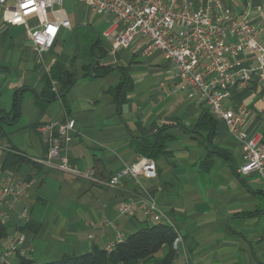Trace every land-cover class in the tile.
<instances>
[{
    "label": "crops",
    "instance_id": "0c3cea01",
    "mask_svg": "<svg viewBox=\"0 0 264 264\" xmlns=\"http://www.w3.org/2000/svg\"><path fill=\"white\" fill-rule=\"evenodd\" d=\"M227 1L263 30L264 0ZM63 3L53 5L62 23L55 46L45 53L55 51L68 32L74 31L80 39L78 29L86 28L89 33L81 35L85 59L80 61L79 51L73 55L69 49L46 61L45 53L39 56L34 51L25 26L8 25L0 18V108L12 119L15 93L19 91L21 96L20 115L3 124L8 136L0 141V184L11 173L2 172L8 152L21 153L32 162L47 156L48 144L40 129L55 120L76 121L69 144L70 160L81 169H95V160L100 159L102 177L117 174L143 156L141 143L154 140L159 128L168 125L166 133L171 138L155 159L158 175L141 177V183L183 238L174 264H264V185L258 172H239L243 148L230 136L225 122L180 89L181 80L161 51L143 55L144 38L136 48L115 46L117 31L104 34L114 23V14H105L112 16L95 27L91 15L97 13L85 1L76 0L73 21ZM50 16L54 18L52 13ZM259 41L264 45L263 35ZM97 42L100 45H95ZM239 57L248 66L258 64L253 55ZM53 66L74 72L76 81L66 95L60 94L42 107L37 102L44 88L42 78ZM98 66L115 70L103 74ZM125 74L129 82L116 96L111 89ZM254 80L235 90L225 105H246L250 114L245 127L262 134L264 140V83L257 75ZM59 89L55 83L54 90ZM207 111L212 115L204 117ZM203 117L204 125L200 126ZM43 166H21L20 173L34 182L26 200L30 218L21 220L18 211L14 212L4 224L8 235L3 240L8 243L2 246L1 240L0 248L9 245L10 236L24 232L34 247L31 264H46L57 260L50 259L53 252L58 255L68 250L63 257L76 254L70 251L104 248L119 234L128 236L121 227L135 232L143 227L142 221L151 223L140 215L119 214L120 203L141 192L134 179L124 178L120 185L108 187ZM9 264L24 263L17 254Z\"/></svg>",
    "mask_w": 264,
    "mask_h": 264
},
{
    "label": "built area",
    "instance_id": "2783aa9c",
    "mask_svg": "<svg viewBox=\"0 0 264 264\" xmlns=\"http://www.w3.org/2000/svg\"><path fill=\"white\" fill-rule=\"evenodd\" d=\"M63 0H0V18L8 25L25 26L33 42L34 51L41 56L52 49L58 39L61 17L53 11V5ZM91 9L101 14H114L115 21L105 35L117 31L115 46L129 47L139 37L144 38L143 55L161 51L181 80L180 89L190 98L204 103L211 113L222 119L230 136L243 148V175L254 171L264 185V141L259 132L249 130L245 122L250 114L244 104L225 105L234 91L248 87L257 75L264 83V45L262 27L248 16H241L227 0H83ZM54 15L51 18L50 14ZM240 54L255 56L258 64L251 67L240 59ZM76 121L55 120L41 127L48 144L47 156L35 159L54 170L69 172L73 177L90 180L98 185L116 187L124 178L134 179L141 187L136 197L123 200L119 214L126 217L140 215L153 224L171 226L176 232L174 248L182 250L183 238L171 217L161 208L157 199L141 183V177L156 178L157 162L141 156L135 162L123 166L108 180L96 175L94 168L81 169L71 162L69 144L75 131ZM1 144V143H0ZM1 148V145H0ZM33 180L21 173H10L0 184V222L5 224L18 211L21 220L30 218V187ZM25 201V202H24ZM24 202L18 210V206ZM89 237H92L90 235ZM105 245L111 252L125 238ZM9 245L0 248L1 264H9L14 255L32 258L34 247L27 235L10 236Z\"/></svg>",
    "mask_w": 264,
    "mask_h": 264
},
{
    "label": "trees",
    "instance_id": "16d2710c",
    "mask_svg": "<svg viewBox=\"0 0 264 264\" xmlns=\"http://www.w3.org/2000/svg\"><path fill=\"white\" fill-rule=\"evenodd\" d=\"M95 45H100V42H97ZM97 69H101V73L103 74L115 70L112 66H98ZM75 81L74 72H69L58 66H53L51 71L42 78L44 88H42V93L38 95L37 102L40 106L45 107L48 102H52L58 95L74 85ZM128 82V76L126 74L123 75L121 81L116 87L111 89V92L115 93L116 96H120ZM55 83L59 84V91L54 90ZM62 99L65 100V97ZM20 103L21 96L19 95V91H17L13 103V119L10 117V113L0 108V141L8 136L3 130V124L8 120L16 119L20 115ZM207 114L212 115L207 111L204 117L207 116ZM204 117L201 119L200 126L204 125ZM168 127V125H163L157 131L155 138H153L154 140L143 141L141 143L143 156L156 159V157L164 151L165 143L171 138V135L166 133ZM26 163H33L35 167L39 168L44 167L36 161L32 162L21 153L10 151L2 165V172L9 171L11 173H20L21 166ZM102 168V161L96 159V175L103 180H108L113 176H100ZM7 235L8 227L0 222V242L6 238ZM175 239L176 232L171 226L151 223L128 234L125 240L117 244L115 249L111 252H108L104 248L98 249V247H96L92 251L86 253L66 254L60 259L50 261L46 264H174L177 257V250L173 247ZM18 256L21 263L31 264L32 260L24 256Z\"/></svg>",
    "mask_w": 264,
    "mask_h": 264
},
{
    "label": "rangeland",
    "instance_id": "374dc122",
    "mask_svg": "<svg viewBox=\"0 0 264 264\" xmlns=\"http://www.w3.org/2000/svg\"><path fill=\"white\" fill-rule=\"evenodd\" d=\"M75 2H76V0H64V3L62 5L63 7H65L67 9V11L69 13V16H70V18H71L72 21L74 20L76 14H77ZM56 6L57 7H59V6L62 7L61 5H56ZM109 16H112V15H109ZM109 16L108 15H105V14H103V16L101 14H97V15L96 14H93V15H91V19H92L91 20V23L93 24V26L96 27L97 24H100L102 22L101 20L108 19ZM78 30L80 32V39L77 37V35L75 34L74 31L68 32L66 34L64 33L65 35L61 38L60 43L58 44V46L55 47L56 48L55 51H52V52L47 53V54L45 53L44 56H43L44 59H46V61H48L51 57L56 56L57 53L62 52L63 49L65 51H67L68 49L69 50H72L73 55H77L78 54V51H79V54L80 55L78 57V60L80 61V60L85 59V48H84V43L85 42H84V39H83V37L81 35L84 34V33H89V32L87 31L86 28H79ZM261 35L264 36V28H263V30L261 32ZM141 39H142L141 37L137 38L135 40V42H133L131 44L130 47L131 48H136V46L138 45L137 42H139ZM142 40H144V39H142ZM116 224H118V223H116ZM146 224H147V221H145V220L141 222V226H144ZM120 230H122V232H124L125 235H128V234L133 233V230L134 229L126 228V227H123L122 228L121 227ZM68 242H70V240H68L67 243ZM72 242H74V241H72ZM7 243L8 242L6 240H3L1 242V245L4 246ZM65 252H68V250H65L64 252H61V254H58V255L57 254H54V252H53L52 257L50 259H59L63 255V253H65ZM69 253L79 254V253H83V251H80V252L79 251H70Z\"/></svg>",
    "mask_w": 264,
    "mask_h": 264
},
{
    "label": "water",
    "instance_id": "95a60500",
    "mask_svg": "<svg viewBox=\"0 0 264 264\" xmlns=\"http://www.w3.org/2000/svg\"><path fill=\"white\" fill-rule=\"evenodd\" d=\"M64 95H66V92H63L60 97H62ZM60 97H57V98H60Z\"/></svg>",
    "mask_w": 264,
    "mask_h": 264
}]
</instances>
